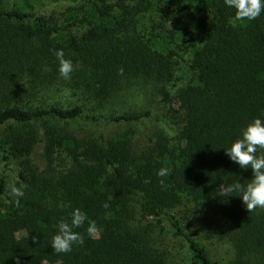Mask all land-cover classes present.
<instances>
[{
    "label": "trees",
    "instance_id": "16d2710c",
    "mask_svg": "<svg viewBox=\"0 0 264 264\" xmlns=\"http://www.w3.org/2000/svg\"><path fill=\"white\" fill-rule=\"evenodd\" d=\"M59 3L67 4L64 17L56 8L41 12ZM158 8L166 19L141 28L145 13ZM234 17L223 0L0 7V154L6 165L16 163L15 185L25 193L17 206L0 174V264H225L172 215L181 205L223 218L215 231L234 252L228 264H264V210L250 213L240 197L217 193L223 182H250L251 169L223 148L264 118V15ZM59 49L75 66L67 81L59 77ZM64 88L82 90L94 107L54 96ZM133 92L163 95L181 121L156 117L148 142L136 145L135 125L150 110L103 114L113 98L122 103ZM103 117L111 130L72 127ZM162 167L165 178L156 174ZM75 208L95 221L96 238L87 237L86 224L77 229L85 244L57 254L55 225ZM156 232L180 243L178 255Z\"/></svg>",
    "mask_w": 264,
    "mask_h": 264
},
{
    "label": "rangeland",
    "instance_id": "374dc122",
    "mask_svg": "<svg viewBox=\"0 0 264 264\" xmlns=\"http://www.w3.org/2000/svg\"><path fill=\"white\" fill-rule=\"evenodd\" d=\"M30 2L33 4L34 9H40L42 6L50 3L51 0H0V7H14V6H22L27 7V3ZM53 8L58 9L57 15L61 18L64 17V13L66 12L67 4L59 3L51 6L50 8H44L41 10L43 13H50ZM166 19V15L158 8L153 9L147 13H145L144 17L141 19V28L143 29H152L157 26L160 22ZM85 25L80 24L78 26L77 31H83L85 29ZM188 56L185 55V59ZM184 60V59H183ZM179 66L186 67V62L181 61ZM145 97L143 99L139 98L136 92L127 93L124 95L123 102L120 103L116 98H113L110 103L103 108V114L108 115L111 112L115 113H123L128 110L145 112L150 110L151 115L144 119L143 123H138L135 126L137 127V133L135 136V144L138 146H142L143 144L148 142L147 132H151L154 129H157V126L160 125L158 121H156V117L169 115L175 122L181 121L180 113L176 112V105H171L167 101H164L163 95H152V94H144ZM54 96H62V99L66 101L67 99H73L74 101H83L87 106L94 107V100L89 99L87 95L84 94L82 90H76L73 88H64L62 93H57ZM171 107V108H169ZM108 118H102L100 121L91 122L89 120H79L76 124H73V129L80 131L81 133H93L98 131H108L112 129V126H108L107 123ZM135 126L133 128L136 130ZM89 133V134H90ZM0 174L6 175L9 187L15 185L17 181V165L14 162H10L8 165L2 160V156L0 154ZM189 208L178 206L174 208L171 213L177 218L180 223L185 227V229L193 234L201 243L206 245L208 249L211 251V254L221 259L223 263L228 264L229 261L234 257V252L232 247L228 241L220 239V234L215 231L218 229L219 225L223 221V218L216 213H206L201 216H198L194 212H188ZM137 218H140V214L136 215ZM146 221H141V225ZM155 235L159 237L161 240L164 238L165 243L168 247H171L174 252L178 255L180 243L177 240H167L162 233L156 232ZM158 238V239H159ZM159 239V240H160Z\"/></svg>",
    "mask_w": 264,
    "mask_h": 264
},
{
    "label": "clouds",
    "instance_id": "9594fccd",
    "mask_svg": "<svg viewBox=\"0 0 264 264\" xmlns=\"http://www.w3.org/2000/svg\"><path fill=\"white\" fill-rule=\"evenodd\" d=\"M223 3L227 8L235 10L234 18L237 21L251 22L264 15V0H223ZM54 54L59 64V77L65 81L70 80L75 70L73 61L65 58L63 49L56 50ZM120 74H123V69H120ZM223 149L232 162L241 169H251L253 175L246 185L240 181L221 183L217 193L222 195L218 196L225 201L232 196L240 197L250 213L257 209L264 210V118H254L242 129L240 136L231 146ZM156 174L165 178L169 175V169L162 167ZM160 182L163 184L164 180L161 179ZM10 191L19 206L20 198L25 194L23 186L12 185ZM109 206L107 202L103 205L105 208ZM86 224L87 237L95 239L98 231L95 221H90L81 209H73L68 218L61 219L55 225L56 234L50 242L53 251L57 254H68L74 247L83 246L85 235L77 229L84 228ZM32 239L36 241L38 237L34 236Z\"/></svg>",
    "mask_w": 264,
    "mask_h": 264
}]
</instances>
